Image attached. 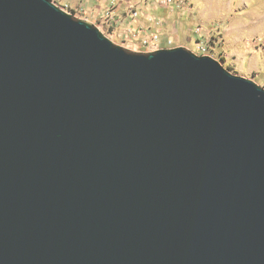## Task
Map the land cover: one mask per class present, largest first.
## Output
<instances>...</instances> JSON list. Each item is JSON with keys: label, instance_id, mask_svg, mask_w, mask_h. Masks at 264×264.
Segmentation results:
<instances>
[{"label": "water", "instance_id": "obj_1", "mask_svg": "<svg viewBox=\"0 0 264 264\" xmlns=\"http://www.w3.org/2000/svg\"><path fill=\"white\" fill-rule=\"evenodd\" d=\"M0 264H264V88L0 0Z\"/></svg>", "mask_w": 264, "mask_h": 264}, {"label": "rangeland", "instance_id": "obj_2", "mask_svg": "<svg viewBox=\"0 0 264 264\" xmlns=\"http://www.w3.org/2000/svg\"><path fill=\"white\" fill-rule=\"evenodd\" d=\"M56 2H68L72 7L80 6L85 12L88 11L85 2L80 3L79 0ZM149 8L150 17L163 22L160 30L169 32L175 40V48L183 47L198 55L195 40L198 36L193 31L199 27L204 34L200 41L207 43L206 40H209L207 45L211 58L229 73L252 80L264 88V35L258 34L262 30H259V24L264 25V0H187L186 5L169 10L155 8L149 0ZM73 18L81 20L77 16ZM241 33L244 35L238 38ZM111 40L123 47L119 41ZM162 43L165 45H161L162 48L167 49L166 41ZM123 48L128 52L140 53L125 46ZM239 52H242L241 61L227 62L228 55L236 58ZM251 63L253 65L248 69Z\"/></svg>", "mask_w": 264, "mask_h": 264}, {"label": "built area", "instance_id": "obj_3", "mask_svg": "<svg viewBox=\"0 0 264 264\" xmlns=\"http://www.w3.org/2000/svg\"><path fill=\"white\" fill-rule=\"evenodd\" d=\"M66 13L77 16L81 20L93 24L110 40H117L121 45L128 49H133L140 53L155 52L162 48L161 27L163 22L150 16L146 17V23L135 25L134 21L139 17L138 2H128L126 6V20L118 15V5L115 1L107 4L100 12L84 11L82 7H72L68 2L58 3L56 0H50ZM81 3V0H79ZM145 1V0H143ZM147 1V0H146ZM187 0H150V4L158 9H172L186 5ZM187 9V8H185ZM193 33L198 36L196 39V50L199 56H210L211 50L207 43L209 40L200 41L203 34L199 27H196ZM168 49L175 48V40L170 36L166 38Z\"/></svg>", "mask_w": 264, "mask_h": 264}, {"label": "crops", "instance_id": "obj_4", "mask_svg": "<svg viewBox=\"0 0 264 264\" xmlns=\"http://www.w3.org/2000/svg\"><path fill=\"white\" fill-rule=\"evenodd\" d=\"M82 2H85L86 5V9H88V11H93L95 12V14H97V12H100L107 4H109L112 1H115L118 5V15L120 17H122L124 20H126V17H124V15L126 14V6L128 4V2H138V9H139V17L137 18V20L134 21L135 25H142L144 23H146V17L151 15V10L149 8V0L146 1V3H144L145 1L143 0H81ZM161 10H165V9H161ZM167 10V9H166ZM170 18L167 19V21H169ZM260 28L259 30L262 28V30L258 33L260 35H264V29L262 24H259ZM165 27V26H164ZM166 28H168V25H166ZM168 33V34H167ZM164 32V29L161 31V44L164 47L165 45H163V41H166V38L170 37V33L169 32ZM244 34L241 33L239 36H237L238 38L243 36ZM196 40V38H195ZM240 54L235 57L228 55L227 56V62H237V61H241V57H242V52H239ZM252 60V59H251ZM250 60V62H251ZM252 63L250 64L248 69H251L252 67Z\"/></svg>", "mask_w": 264, "mask_h": 264}, {"label": "trees", "instance_id": "obj_5", "mask_svg": "<svg viewBox=\"0 0 264 264\" xmlns=\"http://www.w3.org/2000/svg\"><path fill=\"white\" fill-rule=\"evenodd\" d=\"M115 41H117V40H115Z\"/></svg>", "mask_w": 264, "mask_h": 264}]
</instances>
